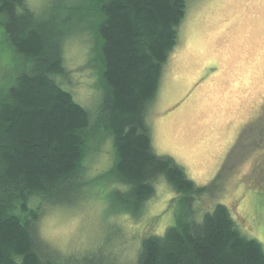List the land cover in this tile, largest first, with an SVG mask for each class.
<instances>
[{"label":"trees","instance_id":"1","mask_svg":"<svg viewBox=\"0 0 264 264\" xmlns=\"http://www.w3.org/2000/svg\"><path fill=\"white\" fill-rule=\"evenodd\" d=\"M186 2L50 0L35 8L29 0H0V28L18 59L0 83V264L71 258L39 234L38 222L47 206L81 197L89 140L99 133L113 147L112 165L99 175L111 183V210L140 215L160 177L178 194L174 223L141 239L134 264H264L261 241L243 233L223 203L202 214L195 203L205 186L152 148L146 114ZM83 23L100 81L93 112L60 78L65 41Z\"/></svg>","mask_w":264,"mask_h":264},{"label":"rangeland","instance_id":"2","mask_svg":"<svg viewBox=\"0 0 264 264\" xmlns=\"http://www.w3.org/2000/svg\"><path fill=\"white\" fill-rule=\"evenodd\" d=\"M29 2L40 8L50 0ZM77 28L65 41L60 78L93 112L100 81L92 31L85 23ZM16 63L0 28V83ZM146 121L153 150L205 186L195 203L202 214L225 204L240 230L264 246V0H187ZM112 162L110 136L91 138L81 197L47 206L39 219V234L72 253L62 264H134L141 239L174 223L178 194L162 177L137 217L111 210V183L99 175Z\"/></svg>","mask_w":264,"mask_h":264}]
</instances>
